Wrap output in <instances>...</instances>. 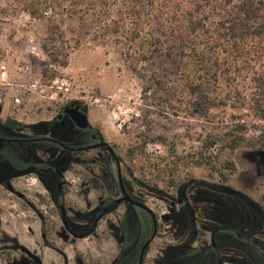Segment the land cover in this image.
I'll return each instance as SVG.
<instances>
[{"label":"rangeland","instance_id":"374dc122","mask_svg":"<svg viewBox=\"0 0 264 264\" xmlns=\"http://www.w3.org/2000/svg\"><path fill=\"white\" fill-rule=\"evenodd\" d=\"M47 36L43 21L30 18L15 0H0L2 118L36 127L65 105L82 106L91 126L113 145L131 193L157 218L159 231L146 264L161 260L168 247L208 246V234L199 228L205 215L230 206L215 193L216 187L241 194L264 214V144L258 139L264 138V86L254 93L239 82L241 95L228 97L220 86L191 92L182 78L162 77L158 84L149 66L143 70L140 64H128L122 50L109 41L67 49L63 67L42 50ZM187 71L194 69L189 66ZM234 124L243 129L234 131ZM228 131L252 145L229 151L223 138ZM73 172L67 174V202L80 204ZM30 178L29 188L35 190L36 178ZM180 199L193 208L198 237L192 241L190 232L180 236L170 220H163L170 215V204Z\"/></svg>","mask_w":264,"mask_h":264},{"label":"flooded vegetation","instance_id":"af4514ba","mask_svg":"<svg viewBox=\"0 0 264 264\" xmlns=\"http://www.w3.org/2000/svg\"><path fill=\"white\" fill-rule=\"evenodd\" d=\"M77 105L63 106L36 127L3 119L0 105V264H139L154 234L142 256L141 264H146L159 231L157 218L153 214L154 226L151 214L137 205L147 207L131 193L128 173L113 145L89 121L85 128L73 121L69 112ZM78 111L85 113L80 105ZM71 171H76L80 204L67 202ZM30 176L36 178L35 190L29 188ZM214 190L230 206L227 212L222 208L205 215L199 228L208 234L209 244L200 249L212 253L198 259L200 264H264L263 209L246 203L241 194ZM242 205L249 217L259 218L258 228L248 225L241 230L237 210ZM169 207L170 215L163 220H170L180 236L190 232L189 241L196 239L190 203L180 199ZM169 252L179 253L178 264H193L180 261L194 252L189 244L166 248L154 263L168 261Z\"/></svg>","mask_w":264,"mask_h":264},{"label":"trees","instance_id":"16d2710c","mask_svg":"<svg viewBox=\"0 0 264 264\" xmlns=\"http://www.w3.org/2000/svg\"><path fill=\"white\" fill-rule=\"evenodd\" d=\"M15 2L30 18L44 22L48 36L41 42L42 50L63 67L67 49L109 41L122 50L128 64H140L143 70L149 66L150 76L158 84L162 77L165 81L182 78L191 92L216 91L220 86L228 97L241 95L239 82H246L254 93L264 86V0ZM66 34L72 38L66 39ZM189 66L194 72L187 71ZM232 129L238 132L243 125L234 124ZM223 138L229 151L241 144L252 145L231 131ZM237 211L241 230L261 225L258 217L248 216L244 205ZM247 216L249 224H245ZM210 253V249H194L180 261L200 264L198 259ZM175 254L179 253H167L168 261L163 264H178Z\"/></svg>","mask_w":264,"mask_h":264},{"label":"water","instance_id":"95a60500","mask_svg":"<svg viewBox=\"0 0 264 264\" xmlns=\"http://www.w3.org/2000/svg\"><path fill=\"white\" fill-rule=\"evenodd\" d=\"M79 109V105H77V107H75L73 110H71L69 112V114L71 115V118L73 119V121L76 123V125L80 128H85L87 127L88 125V119H87V115L83 112H79L78 111ZM127 199V197H126ZM123 199H119L118 202H121ZM132 202V201H131ZM139 205L141 208L145 209L147 212H149L153 218V222H154V226H155V218H154V215L153 213L151 212L150 209H148L147 207L141 205V204H137ZM154 237V234L153 236L151 237L150 240H152V238ZM150 240L144 245L143 249H142V252H141V255H140V261H139V264L142 263V256H143V253H144V250L147 246V244L150 242Z\"/></svg>","mask_w":264,"mask_h":264}]
</instances>
